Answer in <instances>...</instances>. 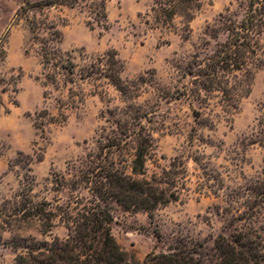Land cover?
<instances>
[{
	"label": "rangeland",
	"instance_id": "374dc122",
	"mask_svg": "<svg viewBox=\"0 0 264 264\" xmlns=\"http://www.w3.org/2000/svg\"><path fill=\"white\" fill-rule=\"evenodd\" d=\"M37 1L46 0H0V264H16L17 254L36 242L67 236L59 215L45 232L27 207L43 200L64 206L75 195L85 198L82 204L93 202L86 184H73L72 166L100 146L120 142L111 146L110 157L129 173L137 139L149 135L143 170L135 177L162 180L174 158L183 173L176 187L159 184L175 188L178 197L150 211L99 200L111 212V233L127 254L126 264L176 250L209 260L218 235L231 239L250 227L264 252V207L251 219L243 213L244 200L252 197L249 183L263 168L262 148L250 137L264 103V66L255 70L249 94L228 113L220 93L197 92L185 67L193 53L207 51L205 39L212 46L205 29L220 12L235 10L236 0H200L188 38L179 15L170 27L146 23L154 0H106V26L96 23L84 0L74 7L52 2L22 10ZM34 18L40 35L48 34L42 22L60 30L61 54L69 52L76 64L74 83L42 85L44 69L29 31ZM108 52L119 60L124 94L103 75L80 78L90 62ZM96 64L102 74L109 67L106 61ZM44 110L53 119L39 125L36 117L47 116Z\"/></svg>",
	"mask_w": 264,
	"mask_h": 264
},
{
	"label": "trees",
	"instance_id": "16d2710c",
	"mask_svg": "<svg viewBox=\"0 0 264 264\" xmlns=\"http://www.w3.org/2000/svg\"><path fill=\"white\" fill-rule=\"evenodd\" d=\"M83 0H46L30 3L22 8L23 11L40 10L52 2L70 7L80 5ZM86 7L96 23L106 26L103 22L107 18L106 0H84ZM88 1V2H87ZM200 0H154L150 9L152 27H170L173 18L181 16V29L185 38L190 35V21L195 15ZM237 8L220 12L216 22L205 29V33L214 40L205 39L204 47L207 51L201 54L197 51L187 60L186 73L191 74L197 92H217L221 95L222 110L228 113L236 110L238 100L250 92V83L256 69L264 66V56L261 54V37L264 34V0H236ZM40 21L34 18L29 21L31 38L36 43L40 53V62L44 69L42 85L46 87L53 83L56 87H65L75 82L76 64L69 58L70 53L61 54L58 44L61 43L60 30L52 23L42 22L48 29L47 35H40ZM223 35V38L220 36ZM210 47V48H209ZM106 58L99 56L96 62L106 61L109 67L102 74L100 66L95 61L85 67L80 78H91L103 75L125 93L126 85L119 75L120 68H116L119 60L115 54L106 53ZM71 90V87H68ZM46 90L43 94L46 96ZM71 96V95H70ZM70 105L75 101L71 100ZM61 108V107H60ZM45 113L48 114L46 110ZM63 117L62 112H59ZM38 124L53 119L37 114ZM251 132L250 140L262 148L263 168L261 176L250 181L248 192L251 198L244 200L247 211L246 218L262 212L264 207V103L260 105L256 126ZM152 137L149 135L138 138L135 153L131 159L130 172L118 168L110 157L111 146L120 142H111L100 146L94 153H88L79 166L71 167L74 176L73 184H86L87 194L93 196L90 205L82 204L84 197L72 196L62 206H54L48 201H41L26 209L29 215L38 217L42 229L48 232L53 226V217L59 215L67 230V236L61 239L55 236L51 241L36 242L28 246L25 252L16 256V264H126L127 254L116 243L111 233L110 223L112 215L99 200L112 198L123 207L153 210L160 204H166L178 197L177 190L169 186H161L164 182L170 186L178 183V174L182 170L177 166L180 161L174 158L169 168L163 170V179L151 180L137 178L142 173L144 157L147 153ZM106 148V149H105ZM37 160L41 154H37ZM29 182L31 178L27 176ZM75 204H80L78 207ZM229 206L231 204L229 203ZM260 207V208H259ZM74 210V212L72 211ZM260 235L252 227L239 231L233 238L220 234L214 240V253L209 260L195 256L192 252L176 250L171 253L152 254L142 264H261L264 262V252Z\"/></svg>",
	"mask_w": 264,
	"mask_h": 264
}]
</instances>
